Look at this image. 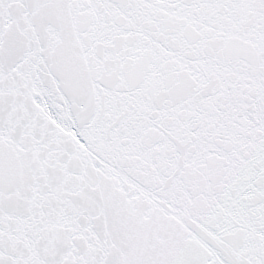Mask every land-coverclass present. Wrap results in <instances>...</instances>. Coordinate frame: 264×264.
<instances>
[{
  "label": "snow or ice",
  "instance_id": "6c2138e0",
  "mask_svg": "<svg viewBox=\"0 0 264 264\" xmlns=\"http://www.w3.org/2000/svg\"><path fill=\"white\" fill-rule=\"evenodd\" d=\"M0 264H264V0H0Z\"/></svg>",
  "mask_w": 264,
  "mask_h": 264
}]
</instances>
